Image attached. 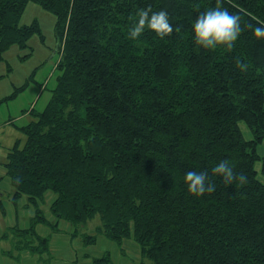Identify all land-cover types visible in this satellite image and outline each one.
Here are the masks:
<instances>
[{
    "label": "trees",
    "instance_id": "trees-1",
    "mask_svg": "<svg viewBox=\"0 0 264 264\" xmlns=\"http://www.w3.org/2000/svg\"><path fill=\"white\" fill-rule=\"evenodd\" d=\"M29 2L55 16L58 75L43 110L4 161L15 200L35 207L18 248L39 257L48 238L41 203L85 243L102 234L133 239L150 264H264V0H0V59L28 47L36 20L20 24ZM210 7L241 18L232 48L196 44L191 23ZM169 13L173 31L128 35L140 9ZM241 62L247 68L241 67ZM251 131L244 137L240 123ZM228 159L247 181L227 184L212 168ZM259 164V168H257ZM206 170L215 190L191 193L184 174ZM95 221V233L81 227ZM108 256L95 258L104 264Z\"/></svg>",
    "mask_w": 264,
    "mask_h": 264
},
{
    "label": "rangeland",
    "instance_id": "rangeland-1",
    "mask_svg": "<svg viewBox=\"0 0 264 264\" xmlns=\"http://www.w3.org/2000/svg\"><path fill=\"white\" fill-rule=\"evenodd\" d=\"M33 20L37 21L40 33H34L28 38V47L22 48L15 43L10 45L3 52L2 59H0V177L5 174L4 161L7 152L15 143L20 147L23 145L25 141L23 127L34 118L36 112L44 109L51 97L58 75L56 64L59 54L55 51L57 41L55 16L44 10L38 3L29 2L19 22L22 25ZM240 127L244 137L251 138V131L246 124L241 122ZM256 146L257 150L259 148L260 151H264V140ZM256 166L259 168V164ZM0 187L5 188L7 191L5 196L2 197L5 205V215L1 213V233L4 225L14 224V222L18 225L22 224L25 221L24 214H35V207L32 203H27L25 195L19 197L15 202L11 201L9 198L11 185L8 176L3 177ZM0 191H3V189H0ZM49 197L50 192H47L41 207L43 208L45 205L43 211L50 215ZM95 224L96 222L93 220L88 222L84 227H81L80 232L95 230ZM36 225L39 226V223ZM49 226L52 230L48 235H46L48 231L39 232L42 236L46 235L45 237L48 238L50 245L54 247L52 252L49 253L48 251V254H44V259H47V263L53 261L57 264H66L63 260L66 251L62 250V244L58 239L52 238L54 235L52 232L55 229L50 224ZM41 228L40 230H49L47 224ZM56 228L64 230V234L74 230L72 223L64 219L59 220ZM67 234L65 235L68 239L70 237ZM56 236H60V233ZM81 237L82 235L78 234L72 242L74 244L83 243ZM95 241L94 245H90L86 249L91 257L106 254L113 264H140L139 248L135 241L129 239L124 243L117 244L102 234H96ZM25 252L27 253V251ZM81 252L83 250L80 249L74 251V253H78L77 255H81ZM26 255H29V251ZM19 263L12 257H7L6 254L0 252V264Z\"/></svg>",
    "mask_w": 264,
    "mask_h": 264
},
{
    "label": "clouds",
    "instance_id": "clouds-1",
    "mask_svg": "<svg viewBox=\"0 0 264 264\" xmlns=\"http://www.w3.org/2000/svg\"><path fill=\"white\" fill-rule=\"evenodd\" d=\"M146 27L154 30L160 37H165L173 31L169 13L163 8L157 11L150 8L140 9L138 16L134 17L128 35L133 38L139 37ZM241 31L240 16L224 7L207 8L199 12L191 23L193 40L206 49H214L218 45L232 48ZM253 32L257 41L264 40V25H257ZM241 67L247 68L248 65L241 62ZM212 172L221 175L227 184L234 180L241 184L247 181V176L243 172L238 174L234 172L233 165L228 159H221L216 163ZM184 179L191 193L199 195L215 190V185L206 170H188L184 174Z\"/></svg>",
    "mask_w": 264,
    "mask_h": 264
},
{
    "label": "crops",
    "instance_id": "crops-1",
    "mask_svg": "<svg viewBox=\"0 0 264 264\" xmlns=\"http://www.w3.org/2000/svg\"><path fill=\"white\" fill-rule=\"evenodd\" d=\"M256 151L259 155H262V156L264 155V151H260L259 148H258V150L256 148ZM4 176H7L6 170H5V174L0 177V184H1ZM9 183H10V179H9ZM10 185H11V183H10ZM0 189H3V191H0V218H1V213H3L5 215V205L3 203L2 197L5 196V193L7 191L3 187H0ZM12 194H13V187L11 186V193H10L9 198L11 199L12 202H15L18 198L14 200L12 198L13 197ZM52 199H53V195L50 193V197H49L48 201L51 203ZM48 201H47V204H48ZM27 203H29L28 199H27ZM44 207H45V205H44ZM44 207H43V210H45ZM50 212H51V210H50ZM44 213H45L46 220L48 222H52L55 224V230H54V232H52V233H54V235L52 236V238L54 237V238L58 239L62 244V247H63L62 250L66 251L65 257H63L64 263H66V264H82V263L83 264H94L95 258H101L102 257V255L97 256V257H94V256L91 257L89 252L86 251V249L90 245L95 244V242H96L95 240H94V242H91V243H85L83 238L81 237V241L83 243L74 244L72 242V240L75 239V237H77V235L79 233L74 234L75 230H70V232L68 234L65 232V234H67L70 237L67 239L66 235L64 234V230H60V229L56 228V225L59 223V220H61V219H56L54 217V215L52 214V212L50 213V215L46 212H44ZM24 216H25V219H24L25 221L20 225H18L14 222V224L9 223V224L3 226V231L0 233V247H1L0 252H1V254L2 253L6 254L7 257H12L13 259L17 260V262H20L23 264H57L53 261H51L50 263H47V259H44V255L39 257V255L32 254L30 252H29V255H26L28 253L27 249L18 248V246H16L18 239L15 238V236L11 230H13V228H18L20 230L28 229L31 226V221H32V218L34 217V214L29 215V213H25ZM46 224L47 223H39V226L34 225V227H33L34 231L38 235H40L39 232H47L48 231L46 233V235H48L50 233V231L52 230L48 224H47V226L49 227V230H40V229H42L41 227L46 226ZM73 229H74V227H73ZM94 231L95 230H93V231L87 230V232L91 233V234ZM58 233H60V236H56V235H58ZM40 236H42V235H40ZM127 240H129V239H125L122 242L124 243ZM131 240H133V239H131ZM138 248H139V246H138ZM76 249L83 250V252H81V255H77L78 253H74V251ZM53 250H54V247H52L49 243L48 244L49 253L52 252ZM25 251H27V253ZM139 255H140V252H139ZM104 264H113V263H111V261L108 257V261L104 262ZM140 264H150V262H148V261L142 262L141 255H140Z\"/></svg>",
    "mask_w": 264,
    "mask_h": 264
}]
</instances>
